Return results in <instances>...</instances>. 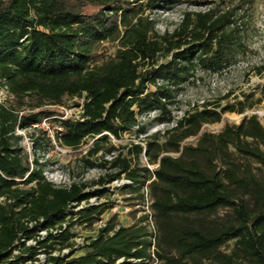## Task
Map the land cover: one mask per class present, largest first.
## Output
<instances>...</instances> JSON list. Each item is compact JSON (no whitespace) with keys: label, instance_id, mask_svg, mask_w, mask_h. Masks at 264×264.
<instances>
[{"label":"trees","instance_id":"obj_1","mask_svg":"<svg viewBox=\"0 0 264 264\" xmlns=\"http://www.w3.org/2000/svg\"><path fill=\"white\" fill-rule=\"evenodd\" d=\"M256 1L222 0L205 10L187 11L173 31L161 34L146 12L168 8L170 0H150L146 5L132 0H0V87L21 108L31 102L38 109L24 118L29 125L58 113L44 109L47 105L62 106L66 97L84 99L76 105L83 109L82 120H62L57 137L65 147L76 149L87 138L102 135L95 143L98 152L102 141L109 140L104 133L120 138L138 128L143 135L147 128L139 116L151 109L169 114L173 93L158 80L177 87L198 66L219 72L245 57L250 52V10ZM112 42L119 43L115 59L100 64L106 44ZM170 54L173 60L158 65L160 55ZM263 70L258 68V73ZM149 86L159 88L148 93ZM8 104H0V264H21L37 251L21 243L29 257L12 259L16 243L34 238L38 229H71L78 220L99 221L100 207L90 205V200L101 192H87V184L56 185L37 162L32 169L14 136L22 122L21 110ZM220 106L208 103L163 135H151L145 147L134 145L133 159L119 153L105 161L102 167L114 171L93 182L104 186L125 176L131 184L124 188L131 192L150 182V207L159 233L152 253L146 225L117 228L111 220L84 247L83 255L73 257V250L50 256V263L117 264L124 259L119 264H200V259H210L214 264H243V260L264 264V181L228 155L229 145H234L264 166V153L247 141L264 145V124L256 116L239 125L224 117L227 112L243 114L255 103L239 101L219 110ZM223 119L221 133L206 131L197 146L182 148L203 125ZM143 154L158 168L142 167ZM220 157L222 168L215 164ZM83 202L87 206L78 209ZM223 209L231 215L218 223L214 218ZM68 217L72 223L64 228ZM111 231L113 235H107ZM70 236L67 231L57 242L50 236L38 245L48 251L60 243L63 250L71 246ZM51 240L54 243L48 244ZM229 242L234 249L227 253L222 248ZM174 251L177 256L171 255Z\"/></svg>","mask_w":264,"mask_h":264},{"label":"rangeland","instance_id":"obj_2","mask_svg":"<svg viewBox=\"0 0 264 264\" xmlns=\"http://www.w3.org/2000/svg\"><path fill=\"white\" fill-rule=\"evenodd\" d=\"M139 1L146 5L150 0H132ZM173 4L168 8H154L147 10L146 14L150 15L157 22V29L162 34L165 31H173L180 23L183 15L187 11H201L210 7L213 3H220L222 0H170ZM161 5V4H158ZM250 52L242 57L238 62L226 66L219 72L196 67L192 74L181 80L179 86H173L167 81L158 80L157 83L162 87L167 86L172 90V98L169 100L167 111L151 109L146 112L147 115L139 116L141 125L146 126V134H138L134 128L131 132H126L120 138L107 134L109 140H103L101 150L95 152V143L100 136L96 138L89 137L78 148L72 149L65 147L58 139V132L61 131V121L67 117L81 119L83 109L77 104H83L84 99H73L66 97L62 106H45L44 109L54 110L58 113L55 116L42 118L38 124H26L30 115L37 113L38 109H33L31 102H27L22 108L10 97L6 88L0 87V104L8 103L21 110L19 123L14 130V136L19 137L17 147L20 148L22 155L27 157L32 163V169L37 167L36 162L44 170L45 177L59 186H69L72 183L87 184L86 191L99 190V197H95L94 205L100 207L101 215L99 221L94 223H85L80 220L75 222L71 229L79 230L84 237L89 236L90 229L104 228L105 224L113 220L116 227H131L144 224L148 227L151 236H158V231L154 223V214L151 209V196L148 184L141 191L131 192L126 190L124 186L131 184L129 180L123 176L121 179L108 183L104 186L93 185V182L104 177L114 170L110 166L103 168L105 161H111L116 155L122 153L125 158H134V145L146 146L147 141L155 133H162L168 129L176 127L177 121L182 119L188 113H194L196 110H202L208 103L221 104L219 110L227 105L236 104L239 101L245 102L247 105L255 103L253 109H247L243 114L227 112L224 117L229 123L239 125L247 116L257 109H264V70L258 73V68L264 67V0H257L250 10ZM107 51L103 54L100 64L115 59L119 49L118 42L108 43L105 46ZM173 60V54L160 55L158 65L165 64ZM157 67V66H156ZM159 86H149L148 93L156 92ZM231 93L229 99H223L225 95ZM8 100V101H7ZM63 115V116H62ZM26 117V120L24 118ZM82 120V119H81ZM25 123V124H23ZM225 120L220 122L207 123L202 126L200 134L185 140L182 148L186 145L197 146L200 136L206 131L218 135L225 126ZM264 124V123H263ZM162 144L165 139L160 140ZM253 147H258L264 153V145L247 139ZM172 156H179L177 153H171ZM228 155L230 159L243 166L249 168L260 180L264 181V166L257 161L243 156L234 145H229ZM90 160L91 164L87 161ZM222 158H218L215 164L223 167ZM142 167H147L151 171L158 168V165H150L148 159L143 154ZM155 179V178H153ZM144 197L142 198V196ZM2 201V199H0ZM231 215L230 211L223 209L214 219L218 223H225L226 219ZM148 216L147 220L141 222L143 217ZM68 222L64 223L67 227L72 223L69 217ZM76 218L73 220L75 221ZM151 241V240H150ZM152 242V241H151ZM153 243V242H152ZM33 245V244H30ZM63 244L58 243L52 250L38 249L39 258L43 264H49L50 253L53 255H63L61 250ZM34 247V246H31ZM234 249V243L229 242L222 248L223 251L230 253ZM50 250V251H49ZM23 252L20 251V254ZM86 248L75 252L73 257L83 255ZM152 253V248L151 251ZM171 255L177 256L176 252ZM148 262V261H147ZM152 262V260H151ZM200 264H214L210 259H200ZM243 264H250L247 260H243Z\"/></svg>","mask_w":264,"mask_h":264},{"label":"built area","instance_id":"obj_3","mask_svg":"<svg viewBox=\"0 0 264 264\" xmlns=\"http://www.w3.org/2000/svg\"><path fill=\"white\" fill-rule=\"evenodd\" d=\"M246 116L248 118L251 116H256L262 124L264 123V109H257L255 111H252L251 114L246 113ZM94 200H95V198H92L90 200V205L97 206V205H94V202H93ZM76 204L77 203H74V205H76ZM86 206H87L86 202H83L78 209L84 208ZM104 226H106V224ZM64 228H67V226L64 225ZM79 230H81V229H42V228H40L37 230L36 236L34 238H32L30 240H26L25 238H22L20 242L16 243V249L12 253V259H15L16 256H19V255L29 257V255L27 254L28 252L24 249L25 247H22V245H21V243H25L26 247L34 246V248H36L37 255H35L34 258H29V259L25 260V262L21 263V264H43L44 262H42L41 259H38L39 258L38 256L40 254L38 249L42 250L45 248H40V246L38 245L39 241L49 240V237L53 236V240L55 242H57L59 240L58 237L60 235L64 234V232L69 231L71 233V236L69 239V243L71 246L62 250L63 253H65V255H68L71 251L81 250L84 247H86V245H89L92 241L96 240L100 231L104 230V229H90L91 232H90L89 236H87V237L86 236L84 237V235H82ZM107 235H113V232L111 231V232L107 233ZM151 241L153 242V243L151 242L152 243V252H153L154 248H155V243H156V235L151 236ZM52 243H54L52 240L48 242V244H52ZM30 244H33V245H30ZM22 250H23V252L20 254V251H22ZM50 250H52V249H50ZM49 253H50V256H55V255H53L52 252H49ZM58 256L56 255L55 257H58ZM153 257H155V256L153 255ZM123 261H124V259H120L117 261V264L122 263ZM133 261L138 262V260H133ZM48 263L51 264L49 260H48Z\"/></svg>","mask_w":264,"mask_h":264}]
</instances>
